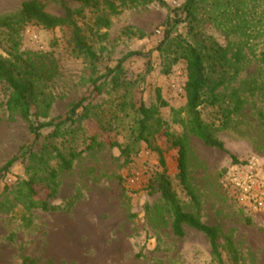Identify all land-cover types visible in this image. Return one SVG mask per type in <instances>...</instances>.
<instances>
[{"label":"rangeland","instance_id":"rangeland-1","mask_svg":"<svg viewBox=\"0 0 264 264\" xmlns=\"http://www.w3.org/2000/svg\"><path fill=\"white\" fill-rule=\"evenodd\" d=\"M28 1L0 0V19L10 20L9 27L0 26V57L33 66L41 77L32 122L63 121L85 98L88 109L81 108L58 137L46 128L36 141L29 123L8 109L10 93L0 83V264H218L205 235L189 227L183 238L171 232L161 194L148 189L164 170L155 149L184 211L216 227L223 248L230 239L239 264H264V215L241 210L219 181L232 158L264 163V0H196L194 31L184 21L187 0L130 4L112 17L101 5L64 0L98 55L97 74L72 54L69 29L50 31L20 18ZM40 1L50 15L64 16L62 0ZM170 31L191 42L197 33L195 41L214 44L225 57H215V66L209 62L211 75L223 80L218 101L200 108L224 151L185 133L186 64L163 44ZM130 53L139 54L123 61ZM116 68L121 87L113 89L111 77L101 80L97 96L93 80ZM127 83L137 105L157 108V91L167 103L158 109L161 128L152 124L150 144L138 141L139 116L123 106ZM174 138H186L197 202L177 179ZM59 154L76 155L69 170L61 167ZM15 157L19 161L5 173ZM30 181L34 201H47L49 210L31 204ZM223 259L234 264L224 249Z\"/></svg>","mask_w":264,"mask_h":264},{"label":"trees","instance_id":"trees-1","mask_svg":"<svg viewBox=\"0 0 264 264\" xmlns=\"http://www.w3.org/2000/svg\"><path fill=\"white\" fill-rule=\"evenodd\" d=\"M49 2H56L57 0H47ZM85 4H91L93 6H103L108 16L118 15L123 8L128 7L130 4H136L139 2L144 3H164V0H120V3H116L113 0H79ZM62 5L65 10L63 17H55L50 15L45 10V5L40 0H32L23 3L20 18L24 22L35 23L42 26L47 30H56L58 28H66L71 32V52L76 58L84 59L90 66L93 73H98V62L99 58L94 50L93 46L88 43L85 36L82 34L81 28L75 21V13L65 4L62 0ZM186 11V19L184 21L189 22L191 31H194L196 22V0H187L184 5ZM9 19H0V26L9 27ZM102 23L104 27H108L110 24L109 18H103ZM173 30V29H171ZM172 31L167 33L164 45L168 46L173 54L175 55V61H184L186 64L187 81L184 87L186 97V112H187V123L185 124L186 135H192L200 139L206 146L224 151V144L218 140L210 127L204 123L201 117L200 108L205 105H215L218 101V89L222 86L223 80L221 77L212 76L210 73L209 62L214 63V58L221 55V49L217 50L214 44L208 45L206 41L196 40L197 33L193 35V42L189 41L184 35L177 34L172 37ZM190 34V33H189ZM139 53L128 54L123 61L131 58ZM121 61L118 65L121 66ZM119 68V67H118ZM118 68L114 70H108L106 75L99 76L93 80V92L98 96L101 93L102 85L101 80H108L113 83V89H119L121 87L120 79L115 75ZM41 77L37 70L33 67H26L19 65L13 61L5 60L0 57V83L5 84L9 90V97L7 100V107L11 111L18 112L21 117L30 125V133L37 141L41 137L42 130L46 128H54L53 137L59 136V131L62 127L69 123H75V118L78 115V111L82 108L83 111L88 109V105H85L87 99L81 100L79 103L74 104L68 117L56 123L55 121H49L45 123L36 124L32 122V106L37 101L39 88L38 84ZM131 83H127L125 87V96L123 106L129 109L132 113L139 116L137 121L138 141L150 144L148 135L151 133V127L154 123L157 130L161 128V122L158 117V109L166 107L167 103L163 100L160 92L157 91V102L159 103L157 108H147L143 103L137 105L133 97H131V91L129 88ZM89 112H85V118H89ZM186 138L173 139V146L178 148L179 159H178V174L177 179L187 194L197 202V197L189 184L188 178V162H187V147ZM160 157L161 164L164 168L163 172L153 181L150 180L148 189L156 191L161 194V198L164 201L166 212L170 215L171 226L174 236L183 238L185 236V227L196 230L206 236L210 243L211 254L218 264H224L223 249L227 254L231 256V260L234 264H239V257L237 250L230 239L226 240L225 247L223 248L220 243L219 232L216 227L206 226L196 215L184 211L181 206L178 196L174 191L172 182L167 175L166 165L163 158V154L160 150L155 149ZM76 155H71L70 159H66L61 154L58 158L61 162L63 169L69 170L71 168L72 160ZM233 164L239 161L232 158ZM19 161L18 157L11 159L6 166L3 168L5 173ZM225 172V171H224ZM222 172V173H224ZM27 187V197L32 202L33 206L37 205L43 210H49V204L47 201H34L37 195L34 188L33 182L25 183ZM36 202V203H35ZM223 248V249H222ZM25 264H34V261L29 259L25 260Z\"/></svg>","mask_w":264,"mask_h":264},{"label":"built area","instance_id":"built-area-1","mask_svg":"<svg viewBox=\"0 0 264 264\" xmlns=\"http://www.w3.org/2000/svg\"><path fill=\"white\" fill-rule=\"evenodd\" d=\"M136 179L130 181L135 184ZM220 185L228 197L249 215H264V163L251 158L226 170Z\"/></svg>","mask_w":264,"mask_h":264}]
</instances>
